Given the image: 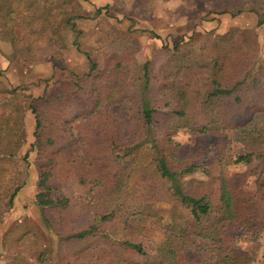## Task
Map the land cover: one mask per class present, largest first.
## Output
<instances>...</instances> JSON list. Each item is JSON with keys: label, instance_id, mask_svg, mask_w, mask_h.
<instances>
[{"label": "trees", "instance_id": "16d2710c", "mask_svg": "<svg viewBox=\"0 0 264 264\" xmlns=\"http://www.w3.org/2000/svg\"><path fill=\"white\" fill-rule=\"evenodd\" d=\"M200 1L211 3L210 15H264V0ZM81 18L75 0H0V39L29 64L37 40L48 36L58 46L60 27L74 31ZM16 25L24 28L22 35ZM240 35V30H197L170 50L163 47L169 56L158 73L150 62L131 58L135 43L103 62L85 53L90 69L82 78H67L37 98L0 82V161L19 158L26 128L21 98L28 100L33 142L20 162L36 173L34 203L55 233L60 219L52 212L67 211L70 200L55 197L50 184L74 180L92 196L91 205H81L86 226L57 231L56 264H254L260 249L264 264V243L230 253L241 238L256 240L264 231V217L255 215V203L264 204V65L256 66L258 44L245 43ZM254 70V87L245 92ZM105 103L127 112L126 136L113 117L101 113ZM214 105L217 121L200 118L204 107ZM71 123L76 134L63 143L58 134ZM181 130L220 138L213 165L182 152L174 140ZM227 133L233 134L228 142ZM232 165L244 171L231 174ZM196 172L205 179L184 178ZM131 174L141 178V189L129 185ZM21 186L5 195L4 207H12ZM117 217L120 227L100 231ZM152 224L159 231L151 238L145 230ZM188 249L208 257L193 263L184 256ZM43 254L39 264L46 262Z\"/></svg>", "mask_w": 264, "mask_h": 264}, {"label": "rangeland", "instance_id": "374dc122", "mask_svg": "<svg viewBox=\"0 0 264 264\" xmlns=\"http://www.w3.org/2000/svg\"><path fill=\"white\" fill-rule=\"evenodd\" d=\"M75 1L78 3V15L82 17L74 21L76 29L73 31L70 26L62 25L59 29L61 42L58 46L49 42L48 36L37 40L34 43L36 55L30 58L32 61L29 64L22 55H15L10 43L0 39V82L6 88H17L21 90L18 91L19 93L25 92L32 98L48 95L61 81L67 78L74 80V76L82 78L89 71L90 64L85 53L103 62L109 54L122 53L123 47L132 43H135L136 49L131 58L138 63L150 62L155 73H158L160 66L169 56L163 47L170 50L174 44L197 30L220 33L240 30L242 41L259 46L256 66L264 65V24L257 26L259 20H264V15L261 13H244L235 17L210 15L208 12L211 3L200 0ZM105 6L108 8L100 15L97 14V9ZM252 15L257 17L256 21L251 18ZM16 28L20 35L24 33V28L20 25H16ZM44 58L47 59L44 60ZM254 79L255 70L244 85L245 92L252 90ZM21 101L25 103V143L19 152L18 160L0 161V198H3L1 204L3 208L1 207L0 213V264H39V255L43 252L45 264H56V253L59 247L57 231L66 233L78 230L80 226H86V219L79 217L81 205L84 203L91 205L93 200L89 191L80 188L74 180L54 182L50 184L53 187V195L68 198L70 205L67 211L52 212L54 219H60L56 233L47 223L42 209L34 203L36 173L31 167L27 169L25 164L20 162L21 156L29 150V145L33 142L34 127V117L27 109L29 101H23L22 98ZM101 113L116 120L121 136L128 134L129 117L122 105L105 103L101 107ZM0 116H2L1 110ZM200 118L217 121L219 107L216 105L204 107L200 112ZM70 134L71 138L76 134L74 123L62 128L58 137L65 143L71 139ZM232 135V133L226 134L227 142ZM74 140L76 143V136ZM174 140L182 146V152L186 156L200 163L214 164L216 145L220 138L181 130ZM229 171L231 174H237L243 172L244 168L232 165ZM184 178L205 179L199 172L185 175ZM252 180H249V189L253 188ZM21 184L12 207H4L7 201L5 195L10 194L16 185ZM129 185L133 189H141V178L131 174ZM161 212L163 214V211ZM255 215L264 217V204L261 201L255 203ZM46 216L48 217L47 213ZM121 224L122 219L117 217L102 224L100 231L107 233L120 227ZM145 231L153 236V231H159V229L152 224ZM195 243L202 244L198 239H195ZM263 243L264 231L256 240H252L249 236L241 238L236 248L230 253L237 255L243 251H251L258 245L262 246ZM261 255L260 249L254 264L262 263ZM184 256L193 263H199L206 259L208 254L204 251L188 249Z\"/></svg>", "mask_w": 264, "mask_h": 264}, {"label": "crops", "instance_id": "0c3cea01", "mask_svg": "<svg viewBox=\"0 0 264 264\" xmlns=\"http://www.w3.org/2000/svg\"><path fill=\"white\" fill-rule=\"evenodd\" d=\"M241 15H243V14H241ZM251 18H253V20H255L256 21V19H257V17L255 16V15H252V17ZM6 43V42H5ZM3 62V61H2Z\"/></svg>", "mask_w": 264, "mask_h": 264}]
</instances>
